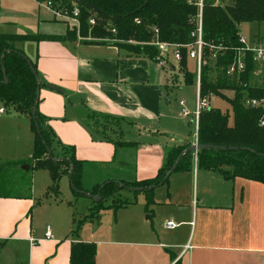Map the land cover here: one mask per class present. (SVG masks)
<instances>
[{
	"label": "crops",
	"instance_id": "0c3cea01",
	"mask_svg": "<svg viewBox=\"0 0 264 264\" xmlns=\"http://www.w3.org/2000/svg\"><path fill=\"white\" fill-rule=\"evenodd\" d=\"M249 25L256 29L250 43L256 38L264 41L258 36H264V22L241 23L237 25L238 34L247 40L240 27ZM67 31L68 23L43 2L0 0V34L50 37L63 36ZM13 46L35 63L41 83L38 111L57 141L74 148L76 159L82 162L85 190L108 180L151 179L172 148L195 141V133L177 126L178 117L184 118L187 126L192 121L186 123L190 115H173L167 69L159 68L147 55L78 37L64 41L15 40ZM227 91L232 92V98V90L222 93L226 95ZM214 98L218 97L210 96L211 107ZM227 110L232 124L230 106ZM90 114L111 119L116 137L92 126ZM33 138L26 114H2L0 167L23 164L32 154ZM118 141L132 144L119 145ZM25 193L0 194V240L10 242V231L21 228L18 223L23 221L24 210L10 211V200L26 199L28 191ZM138 197L134 205L120 208L125 212L120 222L118 219L96 230L99 239L92 241L99 243L95 244V264H264L262 183L226 178L217 171L197 167L193 159L191 169L172 173L167 184L155 188L154 203L147 211L145 195ZM58 207L48 206L44 215H51ZM58 211L62 214L53 215V220L65 229L69 211ZM146 212L149 214L144 218ZM167 220L175 226L166 228ZM50 234L49 239H44V233L39 238L29 235L23 239L31 250L43 242L52 244L50 251L52 247L62 249L60 259L55 254L47 255V264H69L71 242L81 241L79 235L58 241L52 238L51 227ZM29 237L38 242L30 245Z\"/></svg>",
	"mask_w": 264,
	"mask_h": 264
},
{
	"label": "trees",
	"instance_id": "16d2710c",
	"mask_svg": "<svg viewBox=\"0 0 264 264\" xmlns=\"http://www.w3.org/2000/svg\"><path fill=\"white\" fill-rule=\"evenodd\" d=\"M51 1L70 9L74 5L79 9V31L83 37L87 29L95 35H104L101 28L105 19L114 22L116 41H97L110 43L136 54H145L154 59L156 50L146 44L152 40L150 27L158 29V37L162 41L185 44L190 42L192 25L189 17L195 16L197 7L194 0H37ZM144 3H146L144 5ZM94 16L95 25L90 27L87 20ZM134 19L140 22L136 23ZM264 22V0H230L225 6L206 1L202 10V39L206 43L217 45L221 43L225 50L217 54L213 80L208 78L209 68L204 66L200 73V97L214 95L227 100L231 107L230 115L218 108L209 107L201 110L197 121V143L217 146L203 148L196 152V164L199 168L217 171L224 177L233 179L239 177L260 182L264 185V109L260 107H244V96L259 98L264 94V86L249 85L251 74L255 67L252 54L244 55L245 69L237 75H227L226 68L237 57V50L243 47L239 42L237 25L241 23ZM74 33L66 32L63 36L42 35H5L0 34V103L5 107H13L19 114H26L30 119V127L34 135L33 151L29 159L36 166L48 169L51 185L49 189L58 194V181L65 174L69 178L70 188L74 196L99 194V199L90 208V217L105 209H117L128 206L133 201L113 199L109 205H103L104 200L112 199L122 189H128L134 194L143 193L146 198L145 209L154 203L153 191L156 187L168 183L172 173L192 168L193 156L184 151L188 143L172 148L166 156L165 164L158 170L155 177L138 182L108 180L96 185L90 191L83 187L82 162L76 159L74 148L64 147L57 141L53 131L46 123V118L38 111V82L31 71L30 62L37 73L36 65L22 51L13 46L15 40H32L38 42L43 38L67 40ZM80 35V36H81ZM135 40L137 44L126 41ZM141 42V43H140ZM208 51L205 49V55ZM186 52L182 50L179 66L184 69V79L191 84L194 74L186 69ZM38 74V73H37ZM4 75L7 82L3 83ZM41 86V83L39 84ZM232 90L233 97H226L222 91ZM96 114H90L94 116ZM263 122V124H261ZM56 143L62 152L55 154ZM119 145L132 143L118 141ZM179 157V159H178ZM56 158L57 160H53ZM177 164L172 168L173 163ZM24 162V161H23ZM22 162V163H23ZM18 164V163H17ZM230 167V170H226ZM31 166H29V169ZM29 192L30 178L26 182ZM79 227V226H78ZM72 229V234H76ZM2 243H0L1 247ZM96 246L92 242L73 241L70 245L69 264H95Z\"/></svg>",
	"mask_w": 264,
	"mask_h": 264
},
{
	"label": "rangeland",
	"instance_id": "374dc122",
	"mask_svg": "<svg viewBox=\"0 0 264 264\" xmlns=\"http://www.w3.org/2000/svg\"><path fill=\"white\" fill-rule=\"evenodd\" d=\"M212 3H217L218 5L225 6L230 3V0H210ZM75 5V3H72ZM101 28L105 30L104 35H95L87 29V34L83 37L79 31L70 25H68V32L74 33L76 38L80 39H89V40H97V41H116L115 35L111 34L110 29L114 28V22L110 19H105ZM240 31L248 37L247 42H250L253 34L256 32L255 26H243L240 27ZM81 35V36H80ZM73 37L72 34L69 35ZM259 37H264L261 34ZM257 37V35H256ZM132 42H128L130 44H137L135 40L130 39ZM141 43V42H140ZM213 63V62H212ZM211 63V65H212ZM186 69L189 73H196V63L194 60H187ZM184 69H181L178 66V70L170 71L166 70L167 75V84L169 86L168 91L171 92L169 94V100L172 103L173 107V115L177 117V112L180 114V107L177 105V101L180 99L186 100V107L189 111H193L195 107L196 101V90H195V80L193 79L192 83H186L184 79ZM216 75L215 68L210 67L208 72V78L213 80ZM249 85L252 86H264V62L256 61L254 70L251 74ZM224 91V90H223ZM212 96V95H210ZM209 96V97H210ZM214 96V95H213ZM228 98L232 96L231 91H227L226 95ZM211 104L218 106L219 110L224 109L226 112L227 108L230 106L227 100L222 99L221 97L211 99ZM7 114H15L18 113L13 107H6ZM231 108V107H230ZM181 116V115H180ZM182 117V116H181ZM192 115L185 118L186 123L188 121H192V125H185L183 122L184 118L178 117L177 126L180 128H185L187 133H195L194 128V119H191ZM113 121L107 117H101L98 115L89 116V123L92 126H96L99 129L103 130L106 135H114L112 132L116 130V127H113ZM229 123L231 124V115L229 118ZM195 131V132H194ZM113 137H116L114 135ZM118 137V136H117ZM195 142V141H194ZM193 142V143H194ZM193 143H188L189 145ZM56 150L55 154L64 153L69 155V153L62 152L60 148L53 143ZM195 160V156H193ZM23 165L31 166L29 169H22ZM10 166V170L8 167ZM2 169V171H1ZM6 171V173L4 172ZM10 171V172H9ZM9 172V173H8ZM30 178V188L28 192V197L26 199H21L20 201L10 200V211H19L24 210L22 213L23 221L20 220L18 223L21 228L18 231H10V242L7 239L0 240L2 243L0 247V264H31L32 261L38 264H47L48 256H52L55 254L59 259L62 257V249L57 251V248L52 251L51 243L43 242L38 246L34 247L32 250L29 248V245L23 237H27L29 235H34L36 238L42 237L45 232L46 226L51 227L52 238H58V241L63 239L74 238L79 235L81 241H90L99 239L97 237L96 230L100 226H109V224L117 223L118 219L120 222V218L125 216L124 210L110 209L112 211H99L94 216L90 217V208L93 205V201L87 196H74L72 194L70 188V182L67 175L63 174L58 181V191L59 193H54L53 190L49 189L51 185V178L47 168L36 166L35 161L32 159H25L23 164H13L10 163L3 165L0 167V194H10V195H20L28 190L26 187V182ZM155 190V189H154ZM25 193V194H26ZM143 193L134 194L132 191L128 189H122L119 193H117L112 199L108 198L104 200V204H111L113 199H121L133 201V203L129 205H134L136 201L139 199V195ZM61 201V202H60ZM140 205V204H137ZM50 207L59 206L58 208H54L53 212H50L51 215H44V209ZM134 207V206H132ZM149 207V206H148ZM58 209H67L70 215V221L67 228H59L55 221L53 220V215L58 217L62 213L58 211ZM145 209V206H144ZM148 210V209H147ZM146 210V211H147ZM29 213V214H28ZM12 214V213H11ZM149 213L146 212L144 214V218ZM22 221V222H21ZM150 221V220H149ZM74 224V225H73ZM79 226V227H78ZM72 229L76 230V234H72ZM58 231V232H56ZM94 244H99L98 242H94ZM50 254V255H49ZM57 258V259H58Z\"/></svg>",
	"mask_w": 264,
	"mask_h": 264
},
{
	"label": "built area",
	"instance_id": "2783aa9c",
	"mask_svg": "<svg viewBox=\"0 0 264 264\" xmlns=\"http://www.w3.org/2000/svg\"><path fill=\"white\" fill-rule=\"evenodd\" d=\"M210 0H194V4L197 7V13L195 16L189 17V23L192 25V29L190 32V42L185 44L180 43H171L162 41L158 37V29L155 26L150 27V30L153 34L152 40L147 42L146 44L152 46L156 50L155 58L153 59L156 65L159 68H164L170 71L178 70L179 62L181 59V52L185 50L187 60H194L196 63V73H194V80H195V90H196V101L195 107L193 111H189L186 107V100L180 99L178 100V105L180 106V115L181 116H189L192 115L194 119V128L197 132V121L198 115L201 110L211 107L210 106V95L205 97H200L199 90H200V73L201 68L207 66L209 69L210 67L215 68L216 57L217 54L221 51L225 50V47L218 43L217 45L213 43H206L202 39V10L204 3ZM41 2V1H39ZM43 3L49 7L53 14L57 17H60L62 20L68 23V25L79 29V9L75 5L72 9L62 6L60 7L59 4L53 6L51 1H43ZM217 4V3H215ZM136 23L140 21L138 19H134ZM87 23L90 27L95 25V18L94 16H90L87 20ZM111 34H116V29H110ZM128 42H132L129 40ZM239 42L243 44V47L237 50V57L236 59L227 66L226 74L227 75H237L239 76L245 69L244 63V55L245 52H250L252 54V59L254 62L262 61L264 62V41L261 39H254L251 43L247 42V40L242 36L239 35ZM207 48L208 54L205 55V49ZM213 62V63H212ZM212 63V65H211ZM216 72V71H215ZM242 103L244 107H260L264 109V94L259 98H249L247 96L243 97ZM6 107L0 103V116L6 113ZM263 124V122L261 123ZM195 132L194 138L195 142L197 143V133ZM196 160V152L193 154ZM175 226L172 220H167L165 222L166 228H173ZM51 236L50 234V227L46 226L44 232V239H49ZM30 245H33L38 242L37 239L33 237H29L28 239Z\"/></svg>",
	"mask_w": 264,
	"mask_h": 264
},
{
	"label": "water",
	"instance_id": "95a60500",
	"mask_svg": "<svg viewBox=\"0 0 264 264\" xmlns=\"http://www.w3.org/2000/svg\"><path fill=\"white\" fill-rule=\"evenodd\" d=\"M146 3H144V5H145ZM28 64H29V67H30V69H31V71L33 72V74L35 75V78H36V80H37V82H38V86H37V93L39 94V90H40V80H39V76H38V74L36 73V71L34 70V68H33V66H32V64L30 63V62H28ZM5 82H7V78L5 77V75H4V79H3V83H5ZM50 88H52V89H56V87H54V86H52V85H50L49 86ZM210 147H213V148H217V146H212V145H207V144H199V143H193V144H191L185 151H184V153H186V152H191L192 153V155H190V156H193V154L195 153V152H197L198 150H200V149H203V148H210ZM178 159H179V157H178ZM178 159L173 163V165H172V168H174L175 167V165L177 164V162H178ZM53 160H57L56 158H54ZM28 165H23L22 166V169H28ZM87 196L88 197H90L91 199H92V201L93 202H97L98 201V199H99V194H96V195H89V194H87Z\"/></svg>",
	"mask_w": 264,
	"mask_h": 264
}]
</instances>
